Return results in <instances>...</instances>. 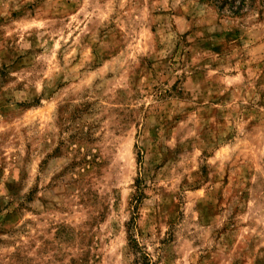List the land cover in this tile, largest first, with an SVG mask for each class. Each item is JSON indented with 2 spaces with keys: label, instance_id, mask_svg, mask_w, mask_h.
<instances>
[{
  "label": "rangeland",
  "instance_id": "374dc122",
  "mask_svg": "<svg viewBox=\"0 0 264 264\" xmlns=\"http://www.w3.org/2000/svg\"><path fill=\"white\" fill-rule=\"evenodd\" d=\"M164 2L0 0V174L8 170V158L18 146L13 133L25 135L30 128L28 122L42 128L54 112L66 113L75 120L98 111L103 101L109 110L105 119L110 127L112 120L125 125L122 132L115 133L117 137L123 134L121 143L129 145L119 153L121 156L126 158L130 151L135 167L148 155V148L136 143L138 129H143L152 146L154 167L148 174L138 172L134 180L141 186L137 200L141 207L135 211L139 215L151 195L157 194L149 181H158L169 200L163 210L169 221L167 240L177 248L172 257L175 264H245L244 257L251 258L249 252L255 248V241H249L240 255L233 249L239 251L237 240L246 236L254 223L247 207L237 205L221 224L218 217L222 212L202 198V186L189 185L184 178L176 185L175 174L185 147L207 155L206 150L195 147L196 136L208 144L218 128H227L220 150L230 153L234 144L229 141H235L236 129L229 126V120L241 110L247 121H241L245 132L264 135L260 120L248 119L257 106L264 108V59L242 63L234 55L232 40L239 31H226L221 25L227 17L225 9L231 10L232 5L210 0L216 19L206 15L211 23L196 25L189 23V17L163 7ZM141 18L143 23L137 26L135 21ZM213 25L216 30L208 31ZM197 32H203V36H197ZM160 73L168 77L163 81L168 87L152 83ZM37 83L43 92L39 99L31 96ZM20 95H29L31 101L17 100ZM135 113H139V119ZM161 137L174 141L175 150L157 143ZM251 145L248 140L241 147ZM30 148L31 144L25 145L26 150ZM241 171L249 175L246 169ZM201 172L207 182V164ZM216 182H222L223 189L230 188L232 168L226 167L224 176L217 177ZM5 187L13 198L5 201L0 197V251L14 247L17 233L27 239L24 233L37 229L72 247V226L80 222V215L87 216V211H80L81 206L87 208L82 198L71 208L46 205V219L23 203L15 205V185ZM175 187L180 190L175 191ZM223 189L216 198L221 206ZM89 194L95 199L92 189ZM34 195L27 199L32 200ZM127 206L122 190L112 207L119 211ZM107 220L105 214L100 221L102 228ZM213 221L219 226L214 227ZM117 243L115 239L109 241L113 250ZM90 255V251L85 252L81 264H88ZM252 264H264V255L255 254Z\"/></svg>",
  "mask_w": 264,
  "mask_h": 264
},
{
  "label": "clouds",
  "instance_id": "9594fccd",
  "mask_svg": "<svg viewBox=\"0 0 264 264\" xmlns=\"http://www.w3.org/2000/svg\"><path fill=\"white\" fill-rule=\"evenodd\" d=\"M22 2L27 3L28 0ZM229 2L232 8L225 9L227 17L221 21V25L226 31H239V35L232 40L234 55L242 63L264 59V0ZM163 7L189 17L190 24L211 23L210 20L206 21V15L216 19L210 0H165ZM237 12L238 15L235 14ZM135 23L139 26L143 23V18ZM214 30L215 25L208 29L210 32ZM196 35L203 36V32H197ZM167 78L160 73L152 83L168 87L169 85L163 84ZM46 86L51 89V85ZM42 95L41 86L37 83L31 96L39 99ZM16 99L31 101L29 95H20ZM249 99L252 97L249 96ZM255 99L258 100L259 96H255ZM97 107L99 110L92 115L75 120L66 113L54 112L42 128L37 127L34 122H28L30 128L25 135L13 133L18 146L8 158V170L0 174V197L5 201L12 199L13 196L5 185L14 184L15 205L23 203L26 209L38 211L46 219V205L71 208L72 204L78 202V198H82L87 208L81 206L80 211H87V216L80 215V222L72 226L75 237L72 247L39 229L25 232L27 239L17 233L19 239L13 238L16 241L14 247L0 251V264H73L74 261L75 264H81L83 254L89 251L91 255L88 264H175L172 257L177 248L167 240L170 235L169 221L163 210L169 200L165 191L160 189L158 181H149L157 194L151 195V201L139 215L135 211V208L141 207L137 203L141 186L138 182L134 183V180L138 172L141 175L148 174L154 167L151 159L152 146L143 129H138L140 136L136 143L146 146L148 155L133 167L130 151L126 158L119 154L129 147L128 144L121 143L123 134L121 137L115 135L117 131L122 132L125 125L112 120L110 127L109 121L105 119L108 108L103 105V101ZM135 116L139 119V113H135ZM248 119H259L264 127V108L257 106V111L249 114ZM241 121L247 123L243 110L235 113L229 120V126L236 129L235 141H229L234 144L230 153L220 150L225 143L227 128L224 131L218 128L208 144L196 136L195 147L206 150L207 155H201L200 151L191 152L185 147L183 158L176 166L178 171L175 180L176 185L184 178L189 185L202 186V198L206 202L212 201L222 212L218 217L221 224L237 205L242 209L247 207L249 219L254 223L247 235L237 240L239 251H233L240 255L247 249L248 242L254 240L255 248L249 252L251 258L244 257L245 264H252L255 254L264 255L260 253V249L264 248V135L245 132ZM19 123L21 126L24 124L23 121ZM248 140L252 141L251 147L242 148L241 145ZM157 143H163L173 150L176 148L174 141L163 137ZM27 144H31V148L26 150ZM251 148L255 151L251 152ZM208 155H212L211 160H208ZM205 164L209 169L207 182L201 172ZM226 167L232 168L233 183L230 188L223 189L222 182H216V178L224 176ZM241 168L246 169L249 175L245 176ZM89 189L96 193L95 199H90ZM222 189L223 206L216 203ZM122 190L128 206L115 211L113 201H119ZM179 190V187H175V191ZM168 191L171 192V189ZM33 193V199L28 200ZM105 214L108 215V220L102 228L100 221ZM52 223L55 225V221ZM213 226L219 225L213 221ZM114 239L118 241L115 250L109 244ZM94 257L99 259L94 260Z\"/></svg>",
  "mask_w": 264,
  "mask_h": 264
},
{
  "label": "trees",
  "instance_id": "16d2710c",
  "mask_svg": "<svg viewBox=\"0 0 264 264\" xmlns=\"http://www.w3.org/2000/svg\"><path fill=\"white\" fill-rule=\"evenodd\" d=\"M222 1L224 4H227L228 6L231 5V3L229 2V0H220Z\"/></svg>",
  "mask_w": 264,
  "mask_h": 264
}]
</instances>
